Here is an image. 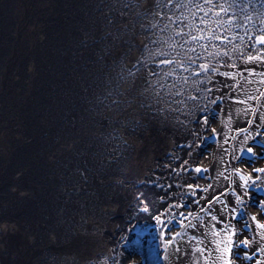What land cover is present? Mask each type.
<instances>
[{"label": "bare ground", "instance_id": "obj_1", "mask_svg": "<svg viewBox=\"0 0 264 264\" xmlns=\"http://www.w3.org/2000/svg\"><path fill=\"white\" fill-rule=\"evenodd\" d=\"M182 3L225 42L200 41L218 73L162 112L120 78L146 42L133 9L0 0V264H221L229 237L231 264H264V0Z\"/></svg>", "mask_w": 264, "mask_h": 264}, {"label": "snow or ice", "instance_id": "obj_2", "mask_svg": "<svg viewBox=\"0 0 264 264\" xmlns=\"http://www.w3.org/2000/svg\"><path fill=\"white\" fill-rule=\"evenodd\" d=\"M117 2L121 4L122 9H133L134 16L129 13V18L132 20L133 27H139L141 35L146 40L141 57L131 67L126 64L122 67L120 77L122 80H135L138 74L146 76L142 95L150 96L151 103L161 105L162 112L171 109L173 105L183 104L189 98L190 83L197 86L212 83L214 74L219 71L220 61L218 57L221 53L208 51V46L201 44L200 41L203 39L211 41L214 38L224 43L225 40H222L220 36L205 37L198 35L196 33L202 32L204 29L192 28L184 24L187 17L177 16L176 10L173 8L174 3L176 9L183 8L182 0H117ZM146 3L147 7H145ZM203 3L217 6L215 0H203ZM194 6L204 11L200 3H195ZM219 8L220 11L216 13L217 16L227 13V9L223 4H220ZM123 14L122 11L121 15L123 16ZM204 16H208V11H204ZM200 21L204 23V17H201ZM109 23L111 24L112 20ZM121 23H124V21L122 20ZM173 25H176V27L173 28ZM123 31L126 34L129 31L128 27H125ZM261 32L264 33V29ZM110 35L118 40L121 33L117 31L114 34L110 33ZM249 39L251 40V37ZM255 45H264V34L256 37ZM197 48L203 51L198 52ZM254 50H256L255 47ZM256 51H259L260 54L252 55L249 53L247 60L249 62L260 61L264 63V50ZM223 55H227V53H223ZM194 77L198 79H194ZM261 83H264V80H261ZM199 90V87H197V91ZM204 91L210 92L212 89L206 88ZM260 95L264 96V93ZM191 99H195V97H191ZM199 171L201 169H197V172ZM217 199L219 198L217 197ZM197 218L192 217V219ZM212 219L215 220L216 217L212 216ZM183 220L189 221L185 225L186 228L195 227L189 216H183ZM183 220L181 223H183ZM259 227L264 229V224H260ZM215 235L219 236V233L217 232ZM192 239L196 240V237L193 236ZM261 239H264V236ZM197 243H200V241H197ZM221 244H224V247H221ZM231 244L230 237L227 243L224 241L216 242L215 251L220 253L219 256L215 257L216 261H220L221 264H231V260L226 255L231 252ZM244 244L247 246V241H244ZM176 251H179V248ZM195 251L203 255L205 249L198 247Z\"/></svg>", "mask_w": 264, "mask_h": 264}, {"label": "rangeland", "instance_id": "obj_3", "mask_svg": "<svg viewBox=\"0 0 264 264\" xmlns=\"http://www.w3.org/2000/svg\"><path fill=\"white\" fill-rule=\"evenodd\" d=\"M149 264H151V263L149 262Z\"/></svg>", "mask_w": 264, "mask_h": 264}]
</instances>
